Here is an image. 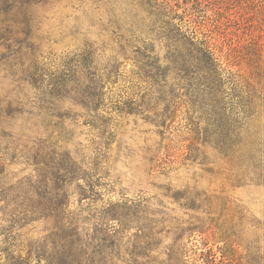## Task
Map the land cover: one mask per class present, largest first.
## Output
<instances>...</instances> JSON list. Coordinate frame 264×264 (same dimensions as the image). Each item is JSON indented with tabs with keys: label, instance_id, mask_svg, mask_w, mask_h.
I'll list each match as a JSON object with an SVG mask.
<instances>
[{
	"label": "rangeland",
	"instance_id": "1",
	"mask_svg": "<svg viewBox=\"0 0 264 264\" xmlns=\"http://www.w3.org/2000/svg\"><path fill=\"white\" fill-rule=\"evenodd\" d=\"M97 1L98 5L96 0H45L34 12L44 36L40 40L43 53L73 54L84 47L85 40L97 50L102 68L116 65L114 83L105 88L104 122L110 123L109 135L100 141L96 132L80 125L69 145L77 160L102 164L105 194L100 196L99 209L126 217L128 227L119 233L118 249L109 261L264 264V151L257 156L259 161L242 165L222 161L209 149L205 156L188 155L192 136L184 111L190 112L192 102L202 97L200 90L206 86L201 83L207 82L199 75L183 78L175 69L164 70L173 64L165 59L166 50L158 42L154 43L157 58L153 55L155 65L160 66L158 74L151 79L143 76L138 69L142 63L119 54L120 45L132 34L126 26L117 28L113 23L129 11L127 0ZM183 1L178 2L180 14ZM228 5L219 4L223 9L219 17H213L209 6L206 14L212 20L206 21L203 32L221 47L230 79L264 91V63L254 55L264 39L263 13ZM4 52L0 46V98H15L17 84L9 70L4 72L11 64L10 59L2 60ZM36 126L33 116H0V139L10 137V149L15 151L6 160L8 186L34 175L29 148L22 146L30 147L31 138L41 134ZM258 138L264 143V127ZM71 192L70 207L76 209L78 192L75 187ZM24 214L12 229L16 242L26 246L47 237L53 220L37 211ZM7 218L0 214V229L8 226Z\"/></svg>",
	"mask_w": 264,
	"mask_h": 264
},
{
	"label": "trees",
	"instance_id": "2",
	"mask_svg": "<svg viewBox=\"0 0 264 264\" xmlns=\"http://www.w3.org/2000/svg\"><path fill=\"white\" fill-rule=\"evenodd\" d=\"M215 1L217 6L211 0H184L180 14L179 0H127L129 11L113 24L126 26L132 34L131 40L120 45L119 54L142 63L138 69L143 76L151 79L158 74L154 54L158 42L166 50L165 59L173 64L164 70L175 69L183 78L199 75L207 82L201 83L206 86L200 90L202 97L192 102L190 112L184 111L192 136L188 155L205 156L209 149L222 161L242 165L259 161L257 156L264 151L258 138L264 127V91L230 79L221 47L202 28L212 20L206 14L209 6L213 17L222 13L221 2L229 3L228 8L259 11L264 17V0ZM41 3L45 0H0V46L6 51L2 60H11L4 72L9 70L18 90L15 98H0V116H33L41 129L31 138L30 147L22 146L29 148L34 175L15 186H8L5 175L6 160L15 151L10 149V137L0 139V214L8 216V226L0 229V264H112L109 259L118 249V235L128 227L126 217L99 209L100 196L105 194L102 164L77 160L69 145L80 125L96 132L100 141L109 135L110 123L104 122L105 88L114 83L116 65L102 68L97 50L85 40L84 47L73 54L43 53L40 40L44 36L34 12ZM254 55L264 63V39ZM140 73H136L138 79ZM72 187L79 196L76 209L70 207ZM25 211L53 220L47 237L26 246L17 243L12 233ZM182 250L186 256L185 244Z\"/></svg>",
	"mask_w": 264,
	"mask_h": 264
}]
</instances>
